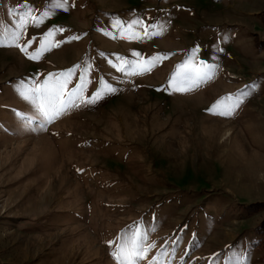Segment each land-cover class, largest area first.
Masks as SVG:
<instances>
[{
    "label": "rangeland",
    "instance_id": "rangeland-1",
    "mask_svg": "<svg viewBox=\"0 0 264 264\" xmlns=\"http://www.w3.org/2000/svg\"><path fill=\"white\" fill-rule=\"evenodd\" d=\"M54 4L0 0V264H120L112 253L133 239L144 251L133 264H264V0ZM54 29L50 50L30 59ZM157 55L144 75L113 66ZM201 62L217 67L198 88L169 85ZM74 66L68 90L82 75L85 99L116 90L22 127L15 112L35 113L20 82ZM242 90L234 115L209 111Z\"/></svg>",
    "mask_w": 264,
    "mask_h": 264
},
{
    "label": "snow or ice",
    "instance_id": "snow-or-ice-1",
    "mask_svg": "<svg viewBox=\"0 0 264 264\" xmlns=\"http://www.w3.org/2000/svg\"><path fill=\"white\" fill-rule=\"evenodd\" d=\"M66 0H55L54 7L61 8L67 10L65 7ZM49 13H45V16H48ZM27 21H22L19 25L20 29H23L26 26ZM136 24H139L140 21H135ZM37 26H39V22H37ZM154 28H159V31H153L151 33L152 36L162 35L163 28L161 26H153ZM56 31H63L62 29L53 30L46 34L44 40L40 44V49L31 55H29L30 59H39L45 51L50 50L49 38L54 37ZM22 35L21 31H13L9 34L12 45L16 47H20L21 51L27 54V46H21L18 41L20 40ZM132 36L138 39H144L149 37V33L147 28L144 30L143 36L133 32ZM70 39H80V37H71ZM31 44V41H29ZM4 45V38L0 37V46ZM55 46H59L57 43ZM134 55L139 56V53H134ZM166 57L157 55L155 57L146 59V60H137L132 61L126 58L120 57L119 65H113L117 67V70L120 72H126L130 75H144L156 66V63L165 59ZM201 67L196 68L193 71H183L181 72L179 69L177 73L173 74V76L169 80V85L175 90L180 92H190L195 88H198L200 84L206 82L214 75V70L217 66L215 65H207L204 66L203 62H201ZM79 66H74L72 69H68L67 71L60 74H49L48 78L39 83L35 79H33L31 85L25 84L23 81L17 86L16 91L18 96L26 102L29 106V110L34 111V115H29L27 112H15L16 117L21 123L22 127L35 130L31 128V125L34 121H38V127L44 129L47 124L52 123L55 119L61 117L62 115L67 114L71 109L79 106L77 101L84 103H95L97 100L101 99L105 93L114 92L116 89L112 88L111 85H105L104 89L101 91H97L91 98H84V91L86 85L88 83L86 76L82 75L80 77V83L77 87H74L71 90H68L67 86L71 82L72 76L75 74L76 69ZM187 62L185 65H182L181 68H187ZM88 68L84 69V72L87 73ZM249 95L248 92L241 91L240 97H236L233 99L232 97L225 98L226 100L232 101L230 104H216L211 109L210 112L216 115L223 116H231L234 115L235 110L242 103L241 97H247ZM134 236L139 235V232H134ZM114 242H109L111 245ZM133 250L128 251L127 243L121 244L118 247L117 251L112 253L113 257L120 261V264H133L134 258L142 257L144 255L143 250L137 251L140 246L137 244L136 240H132ZM154 246V245H153ZM232 257H226L223 264H230L232 261ZM237 264H250V260L247 256L244 257L243 260H237Z\"/></svg>",
    "mask_w": 264,
    "mask_h": 264
},
{
    "label": "trees",
    "instance_id": "trees-1",
    "mask_svg": "<svg viewBox=\"0 0 264 264\" xmlns=\"http://www.w3.org/2000/svg\"><path fill=\"white\" fill-rule=\"evenodd\" d=\"M261 19H262V22H263V25H264V14L261 16ZM259 45L261 46L262 49H264V45H263L262 41L259 42ZM260 231L262 232L261 234L264 236L263 230H260ZM261 244H262V239H260L259 244H256V245L257 246H261Z\"/></svg>",
    "mask_w": 264,
    "mask_h": 264
},
{
    "label": "bare ground",
    "instance_id": "bare-ground-1",
    "mask_svg": "<svg viewBox=\"0 0 264 264\" xmlns=\"http://www.w3.org/2000/svg\"><path fill=\"white\" fill-rule=\"evenodd\" d=\"M39 209H42V208H39Z\"/></svg>",
    "mask_w": 264,
    "mask_h": 264
}]
</instances>
